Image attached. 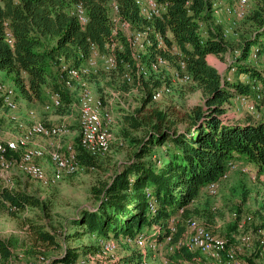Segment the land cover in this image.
I'll return each instance as SVG.
<instances>
[{
    "label": "trees",
    "instance_id": "trees-1",
    "mask_svg": "<svg viewBox=\"0 0 264 264\" xmlns=\"http://www.w3.org/2000/svg\"><path fill=\"white\" fill-rule=\"evenodd\" d=\"M136 1L0 0V71L15 75V84L24 98L44 104L52 89L61 94L63 105L70 103L53 69L59 70L62 62L71 67L85 64L92 45L100 54L111 51L117 65L107 73L92 70L89 76L101 74L97 76L109 87L127 92L135 86L142 94L139 117L124 116L128 123L124 135L133 144L129 159L119 165L108 182L92 188L97 206L80 210L70 220L72 230L63 234L65 242L67 237L70 242L85 235L94 236V242L83 247L66 244L61 256L47 258L42 245H54L56 238L32 226L34 244L27 249L22 246L28 259H36L28 264L74 262L81 254L95 253L99 240L105 238L126 239L157 232L158 240L165 239L171 233L169 222L174 218L175 231L168 244L172 246L183 237L190 218L208 225L213 222L216 211L208 202L203 203V198L211 196L207 191L210 183L230 173V165H237L239 171L249 166L257 175L264 174L263 103L256 105L258 119L249 116L232 122L223 117L233 99L243 96L254 100V88H264V70L258 69L252 59L255 47L264 52V6L241 19L250 34L240 39V54L234 56L231 75L223 76L207 62L209 55L222 57L233 50L225 40L224 26L216 21V0H156L164 10L151 19L141 14ZM112 3L117 4L119 16L134 30L148 32L151 45L138 61L124 35H113ZM77 6L83 7L86 24L79 21ZM8 30L14 38L13 45L6 40ZM157 34L163 39L162 46H158ZM156 57L166 59L168 66L171 63L175 68L182 59L191 78L189 83L202 91L204 104L181 117L158 109L142 115L153 102L154 91L166 82L160 69L156 72L151 68ZM137 62L146 66V75L137 73ZM232 74H236L233 79ZM58 109L64 113V108ZM181 124L183 130L178 127ZM131 132L141 135L134 137ZM75 145H79V140ZM78 156L85 169L95 168L98 158L90 157L80 147ZM1 196L15 208L11 211L44 206L39 199L20 191L3 190ZM4 207L8 208L3 204ZM181 208L183 213H179ZM19 247L15 238H0V263H8ZM196 255L185 247L172 252L178 261L194 262Z\"/></svg>",
    "mask_w": 264,
    "mask_h": 264
},
{
    "label": "rangeland",
    "instance_id": "rangeland-1",
    "mask_svg": "<svg viewBox=\"0 0 264 264\" xmlns=\"http://www.w3.org/2000/svg\"><path fill=\"white\" fill-rule=\"evenodd\" d=\"M114 4L115 3H112L111 5L112 22L114 17L118 16V12L113 6ZM263 6L264 0H249L247 15H249L252 10H259ZM215 15L217 17L218 14L215 13ZM230 19L232 20L230 24L224 23L225 21L221 17H217L216 21L217 23L220 21L218 24L224 26L225 40L233 50L222 57L214 55H209L207 57L208 64L215 67L223 76L231 75L232 72L230 68L231 64L233 65L234 63V56L240 54L237 48L240 39L242 36H248L250 34L249 28L244 25V20L232 17H230ZM117 26H120V24ZM132 30L134 29L132 28ZM121 33L127 38L129 31L123 30ZM96 60V73H98L99 70H101V72L104 71V73L112 71H107L105 69L103 66L104 62L100 57ZM136 64V66H142L139 62ZM254 65L258 69L264 70L263 63L257 62ZM165 66H161L160 69V72H163L166 80L161 89L164 90L168 88L169 92H165L164 96L158 99V101L150 103L147 108L143 110L142 115L158 109L162 112L167 111L181 117L194 107L203 105L204 95L202 91L189 82L177 81V79H175L177 68H175L173 64L170 63L169 66L168 64ZM143 68L144 71L142 73L146 75V66ZM53 75L58 77L59 87L70 102L61 106V108H64L63 114H60V109L45 110L44 104L39 100H28L24 98L20 89L15 84V75L0 71V79L8 86L15 89L22 116H24L23 114L27 111L34 110L36 112V120H40L41 118H43L44 121L55 120L56 123L53 125L62 124L70 128L71 133L67 135L66 138L60 140V145L69 141L67 138L71 134L75 137L77 131L80 132L79 94L82 89L81 87L86 86L96 97H99L103 101L105 109L109 111L113 117L110 148L105 155L98 158L95 168H84L81 172L72 176H66L62 181L48 188L38 182L29 180L16 170L11 173V191H20L29 196H34L36 199H39L44 206L34 208L27 207L24 211H11L9 208L4 207L0 211V238L4 240L15 238L19 241L20 246L19 249L13 251V255L8 263L0 264H28V262L36 261V259H28L23 253L25 247V249H27L31 244H34V237L31 231L32 226L40 227L56 238V243L54 245H42V251H44L47 258L61 256L64 252L63 246L66 244L71 247H83V244L89 241L94 242L95 237L92 235H85L80 240L71 239L70 242L68 241L70 237H67V242H65L63 234L66 231L69 232L72 230L70 220L75 217L80 210L84 208L93 209L97 206V199L92 194V188H97L101 183L108 182L119 165L129 159L132 150L133 144L129 141L130 139L124 135V131L128 129V123L126 124V122H124V116L139 117L138 114L140 111L138 112V110H142V94L139 89L132 86L129 91L121 92V89L118 87L112 88L107 86L103 78L98 77L101 74H97V77L88 76L80 78L75 82L73 87L69 88L64 86L60 70L54 68ZM235 77L236 74H232V79ZM238 77L239 76H237V78ZM130 81L132 80L130 79ZM52 91L54 90L50 89V91L47 92L46 100L48 99L49 93ZM156 91L157 90L154 92ZM237 104L239 106H237ZM227 106L230 111H232L231 106L234 108L238 107L236 108L238 110L237 114L255 117L238 99L236 102L233 99ZM223 117L226 120H235V116H228L227 112ZM178 127L181 130L184 128L182 124ZM19 133H21V131L7 119L6 115L0 117V139H14ZM131 133L134 137H139L141 135L140 132ZM72 140L74 142H70L76 143L74 138ZM49 142L51 141L39 138L34 140L31 146L39 145L50 150L51 144ZM44 161L49 164L48 158ZM247 167L250 169L248 173H241L239 168L230 171L228 179L220 184L217 194L215 196L206 195V197L203 198V203L208 202L209 207H214L216 211L215 219L217 218V221H215V224H212L214 228H208V224L201 219H199V221L214 235L224 239L226 245L230 249H233L237 256L245 263L264 264V249L260 246V241L264 240V179L260 178L254 169H251L249 166ZM0 199L3 201L1 191ZM201 206L206 208L205 204ZM184 235H186V230L183 237L178 241L179 243L181 242L182 245L186 242ZM224 235L226 237H224ZM246 236H250L251 238L248 244L242 241ZM108 239L109 238H105V240ZM112 240L116 244L114 252L106 255L107 257H101L99 254L102 253V250H100V246L97 244V251L95 253L84 255L87 264H141L142 256L139 254L140 252L138 253L136 251L138 248L135 245L126 242V240L122 238H110V241ZM158 241L160 244L158 249L156 251H148L145 264H170L171 261H175L172 256L173 251L170 250L171 245H168L165 239H159ZM178 242L176 243L177 246L179 245ZM23 244L25 247H22ZM195 253L197 254L195 258L198 259L200 257L199 253ZM81 256H83V254H81Z\"/></svg>",
    "mask_w": 264,
    "mask_h": 264
},
{
    "label": "built area",
    "instance_id": "built-area-1",
    "mask_svg": "<svg viewBox=\"0 0 264 264\" xmlns=\"http://www.w3.org/2000/svg\"><path fill=\"white\" fill-rule=\"evenodd\" d=\"M227 1L229 0H216L214 2L213 7L216 14L223 11L227 16L232 18H245L249 0H230L226 3ZM136 3L140 8L141 14L147 19L159 16L164 10L163 5H160L156 0H137ZM113 6L115 10L119 12L117 4L115 3ZM76 14L82 24L87 23L88 19L82 6H77ZM219 22L220 21H218V23ZM112 23L113 35L123 30L129 31L126 39L129 46L133 49V57L136 61L141 59V55L145 53L146 48L151 45L148 32L132 30L131 25L122 20L119 13L118 16L114 17ZM118 24H120V26H117ZM156 37L158 46H162V37L159 34H157ZM6 40L10 45H13L14 38L9 30L6 34ZM114 45L115 44H113L112 47ZM98 57L103 60V66L107 71L116 68V57L111 51L107 54H100L98 48L92 45L91 55L85 64L78 67H71L66 63H60L59 70L64 85L70 88L73 87L75 82L80 78L88 77L91 71L96 69V59ZM252 59L256 63L261 62L264 64V52L259 47H255L252 53ZM167 64L168 62L166 59L156 57L152 62L151 68L157 71L161 69V66ZM143 67L144 66H137V73H142L144 71ZM124 77L130 80L128 74H125ZM175 79L182 82H189L191 80L189 74L186 72V63L182 59L178 61ZM81 88L79 94V145H75V143L70 141L60 145V140L66 138V136L71 133L70 128L62 124L53 125L41 120H36V112L34 110L28 111L26 115L27 118L23 117L20 112V104L15 89L8 86L0 79V117L6 115L7 119L21 131L14 139H0L1 192L3 190L12 189L10 188L12 186V179L10 176L15 170L23 174L29 180L38 182L48 188L59 183L66 176L75 175L84 169L78 156V147L93 158H99L109 151L113 117L111 113L105 109V105L99 97H96L86 86H82ZM254 89V100H250L243 96L238 97V100H240V102L247 107L248 111L258 119L260 115L257 112L256 105L257 102H262L264 105V88L256 86ZM165 92H169V89H157V91L153 93L152 100L158 101V99L164 96ZM62 105L61 94L57 91H52L49 93L48 99L44 103V109L50 111L58 109ZM39 138L51 141L49 142L51 144V149L48 150L39 145L31 146V143ZM46 158H48L49 161L48 167L42 163ZM237 168H239L237 165H230V171L236 170ZM240 170L243 173H248L250 171L247 166L241 167ZM228 177L229 172L224 174L221 180L210 183L207 186L208 193L211 196H215L221 182L227 180ZM3 204L10 210L15 209L10 207L6 201L0 199V211L3 209ZM179 213H183V208L179 210ZM175 222L176 220H174V218L169 222L171 233L165 238V242L168 244L171 242V235L175 231ZM155 233L157 232H154L152 235L140 233L134 237L125 239L126 242L138 248L137 250H139L142 256L141 264H145L148 251H156L160 245L158 239L155 237ZM184 239H186V242L183 245L181 242H178V246L185 247L191 252H197L200 257L195 259L194 262L183 260L171 261L170 264H247L237 256L233 249H230L226 245L224 239L214 235L205 225L195 218H190L187 221ZM242 241L248 244L251 238L250 236H246ZM98 244L100 250H102V253L99 254L101 257H107L106 255L114 252L116 249V244L113 240L110 241V238L108 240L100 239ZM178 246L174 244L171 246L170 250L173 251V249L178 248ZM260 246L264 249V240L260 241ZM41 261L43 262L45 260L41 259ZM48 263L49 261H46L45 264ZM66 264H87V260L82 256L78 260Z\"/></svg>",
    "mask_w": 264,
    "mask_h": 264
},
{
    "label": "crops",
    "instance_id": "crops-1",
    "mask_svg": "<svg viewBox=\"0 0 264 264\" xmlns=\"http://www.w3.org/2000/svg\"><path fill=\"white\" fill-rule=\"evenodd\" d=\"M217 17H221L225 22L224 23H227V24H230L231 23V19H230V17L229 16H227L223 11L221 12H219V14L217 15ZM237 101V99L235 100V102ZM237 106H239L238 104H237ZM231 108H232V111H230V110H227V115L229 116H235V120H233V119H231V121L232 122H239V121H243V120H245L247 117H249L250 115H242V114H237V112H238V110L236 109V108H238V107H232L231 106ZM21 110V109H20ZM24 111V110H23ZM25 112V111H24ZM228 112H230V113H228ZM21 113H22V111H21ZM27 113H28V111L26 112V113H24L23 115V117H26L27 118ZM239 115V116H237V115ZM38 117H39V115H38ZM264 117V107L262 108V111H261V118H263ZM253 118V117H252ZM40 119V118H39ZM40 120H42V121H44L43 120V118H41ZM44 122H46V123H49V124H55L56 123V121L55 120H48V121H44ZM72 136V134L67 138V140H69V141H73L72 139L74 138V140L75 141H78L79 140V131H77V133H76V136L75 137H73ZM70 138V139H69ZM74 142V141H73ZM42 163H44V165L46 166V167H48V163L46 162V161H43ZM259 177L260 178H262V179H264V174H260L259 175ZM215 221H217V218L216 219H214L213 220V222L211 223V224H209L208 225V228H210V229H212V228H214V226L212 225V224H215ZM214 231V230H213ZM215 232V231H214ZM226 236L228 237V235L226 234ZM225 235H224V237H226ZM179 259H176L175 261H178Z\"/></svg>",
    "mask_w": 264,
    "mask_h": 264
}]
</instances>
